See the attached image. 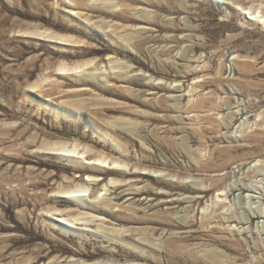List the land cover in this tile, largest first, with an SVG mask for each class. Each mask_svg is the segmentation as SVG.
I'll return each mask as SVG.
<instances>
[{
    "label": "rangeland",
    "instance_id": "obj_1",
    "mask_svg": "<svg viewBox=\"0 0 264 264\" xmlns=\"http://www.w3.org/2000/svg\"><path fill=\"white\" fill-rule=\"evenodd\" d=\"M246 11L264 17V0H0V264H175L163 249V227L152 235L155 226L147 220L166 207L147 210L131 197L117 200L111 183L119 178L103 174L132 169L153 183L162 175L176 181L182 171L162 167L161 153L171 161L175 156L160 140L199 138L197 130L209 125L187 107L210 91L215 102L229 98L231 106L246 109L230 130H222L223 137L237 138L226 143L233 146L230 163L216 157L227 165L221 173L227 185L243 172L264 169V23ZM231 111L225 106L221 115ZM162 116L166 123L157 121ZM102 125L115 134L102 132ZM166 126L180 132L160 133ZM243 129L251 137L242 141ZM41 142H64L69 153H39L32 143ZM86 151L107 162L88 161ZM141 160L155 165L137 167ZM183 175L189 185L217 178L208 172ZM64 179L75 192L55 199L52 190ZM215 195L197 207L196 222L204 206L211 211ZM230 201L240 215L243 204L264 211L259 191L236 192ZM55 210L70 214L58 217ZM178 215L183 213L172 217ZM258 226L264 245V218L252 228L257 232ZM193 230L199 232L188 244L200 256L213 248L230 253L215 242L216 234ZM245 238L253 240L251 233ZM235 255L246 263L261 253L247 247Z\"/></svg>",
    "mask_w": 264,
    "mask_h": 264
},
{
    "label": "bare ground",
    "instance_id": "obj_2",
    "mask_svg": "<svg viewBox=\"0 0 264 264\" xmlns=\"http://www.w3.org/2000/svg\"><path fill=\"white\" fill-rule=\"evenodd\" d=\"M246 14L249 15V19H256L264 23V17L257 12L252 14L249 11H246L244 12V15ZM59 71L65 72L69 71V69L61 67ZM107 77L108 76H106V78ZM164 90L172 89L166 87ZM196 95L197 90L192 89L190 96L194 98ZM216 97V92L210 91L205 95L199 96L197 99L190 100V104L187 107L188 112L194 113V119H206L209 125L206 128L200 127L197 130L199 138L183 137L178 139L172 136L171 138H163L160 140L163 142V145L161 144L162 149H165V151H167L169 154L173 153L175 156L174 160L171 161L168 157V154L161 153L166 163V166L165 164H161L162 167L170 172H174L173 169H179L182 171L178 172L179 174L177 173L176 181L167 179L168 175H162L155 178V183H153L151 181L152 177L141 171L132 169H107L104 174L103 172L102 174L105 177L112 175L119 178L113 179L111 183L112 189L114 193H116L117 200L120 201L126 197H131L128 199V201H132V204L145 203L147 210H152L155 207L159 208L161 206L166 207L163 210H159V214L156 217H150L147 220L150 221L153 226H155L151 230L152 235L156 234L158 231L156 226L163 227V238L161 241L163 242V249L169 261H172L175 264H264V245L261 244L258 235L261 227H257V232L254 230V228H252V225L256 220L264 218L263 209L258 210L252 206L247 208L246 205L243 204V212L242 215H240L237 207L230 201V197L234 196L236 192H242L244 194V192L254 191L256 193L259 191V194L264 199V169L262 171L254 169L249 170L248 172H243L242 175L239 174L237 176L238 178L232 185H227V176H221V173H224L227 165L219 164L220 161H218L216 157L226 156L227 163H230L232 160H230L229 151L231 148H233V146H227L226 143L234 144L237 142V138L232 137V135H226L224 138L222 136V130H230L231 126L238 120V117H240V115L243 114L246 109H240L241 105L234 104L231 106V101L229 98H220L215 102ZM225 106L232 111L229 112L228 115H221ZM157 109H160L161 111L164 110L162 106H157ZM89 111L92 114L100 113L98 109H89ZM170 111L178 112L179 109L171 108ZM167 118V116H162L161 118L157 119V121L160 123H166ZM168 120L170 123L178 122L177 119ZM94 123H96L95 120ZM99 128L102 132H110L115 134V132L109 127L102 125ZM160 129L164 130L160 133L171 131L173 134H178L180 132L178 128L171 129L168 126L161 127ZM154 130L155 132H158L156 131V128ZM241 133L242 141L251 137V134L244 129L241 130ZM226 140L228 141L225 142ZM180 141L182 142L180 143ZM195 143H199V148L194 149ZM32 147L35 148L37 152L46 155L50 153L54 155H61L63 152H68L69 149L68 145L64 142H41L40 145L32 143ZM83 154L84 157H87L86 159L90 162H107L106 156L96 155L94 153H90L89 151H86ZM88 157L97 159L91 160L88 159ZM153 157L154 156L150 154L148 158L152 159ZM129 161L131 162L132 160ZM148 164L155 165V163L152 161L141 160L137 162L136 166H149ZM87 170L91 169L88 168ZM185 171L195 173L198 172L201 174L206 172L213 173L216 174L217 178H206L207 180L211 181L210 183H207V181L203 179L194 182L192 185H189L182 180L184 176L183 172ZM93 172L97 173L95 171ZM98 172L101 171L99 170ZM185 174L186 176L189 175L188 173ZM218 176H220V178H218ZM71 183V181L64 179L63 183L59 184V188L56 187L54 190H52L55 199H69L71 194L75 191L67 188L65 184L68 185ZM141 184H145L144 187H138ZM156 186H163L165 190L161 193H156ZM119 190L121 191L118 193ZM212 192H216V195L210 201V204H212L211 211L208 210V208L205 209L204 206V211L201 214V220L198 223L196 222V213L197 215L199 214L197 207L202 206L203 200L209 193ZM141 196H145L144 199H140ZM176 196H184V198L180 199ZM160 198L163 199L158 201ZM238 199L240 202H246L247 198L239 195ZM255 199L257 198L250 196L251 201ZM110 201H112L110 204H114L113 200ZM183 204H185L186 207H184ZM182 206L183 208H181ZM51 212L52 210L48 213ZM67 213L70 214L68 211H59V213L57 212L55 216L62 217L64 215H68ZM173 213H183V215H178L177 218H174L172 217ZM128 220L129 221L127 222L130 223L137 222L133 218H129ZM235 223L237 224V227H239L238 231L229 225ZM244 225L249 226V232L245 230ZM195 226H199L201 231L216 234L217 236L214 237L215 242L220 245H224V247H226L230 253L227 254V252L223 250L213 248L212 250L205 251V253L200 256L195 250L197 247L193 248L191 244H188L189 239L193 238L195 233L199 232L193 230ZM174 230L179 231L175 233L173 232ZM247 233H251L253 240H248L246 238L245 240L241 239V236H245ZM126 235L125 233H122L120 236L124 237ZM189 247H192V251L188 250ZM247 247L251 248L252 254L254 253L255 256L260 253L261 255L259 257L257 256L255 259H249L248 262L244 263V259L242 257L236 256L235 254L243 252L244 255V250L246 251Z\"/></svg>",
    "mask_w": 264,
    "mask_h": 264
}]
</instances>
